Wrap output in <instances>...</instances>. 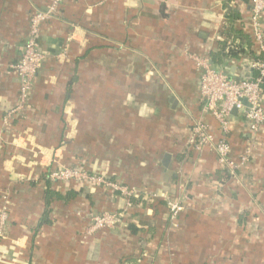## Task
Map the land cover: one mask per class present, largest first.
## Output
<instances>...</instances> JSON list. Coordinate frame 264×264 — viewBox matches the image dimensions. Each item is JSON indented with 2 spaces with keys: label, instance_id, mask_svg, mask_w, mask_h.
Segmentation results:
<instances>
[{
  "label": "crops",
  "instance_id": "0c3cea01",
  "mask_svg": "<svg viewBox=\"0 0 264 264\" xmlns=\"http://www.w3.org/2000/svg\"><path fill=\"white\" fill-rule=\"evenodd\" d=\"M50 4L0 0V264H264V126L252 138L236 112L222 132L203 109L194 61L232 79L255 74L249 0H63L40 27L27 107L5 122L18 97L12 65L31 16ZM225 41L242 47L235 58ZM196 120L233 159L250 151L234 179L209 149L186 150ZM58 166L144 198L127 206L109 189L49 182L71 195L54 199L43 224L46 172ZM159 195L181 202L175 220ZM119 212L112 228L89 231L91 216Z\"/></svg>",
  "mask_w": 264,
  "mask_h": 264
},
{
  "label": "built area",
  "instance_id": "2783aa9c",
  "mask_svg": "<svg viewBox=\"0 0 264 264\" xmlns=\"http://www.w3.org/2000/svg\"><path fill=\"white\" fill-rule=\"evenodd\" d=\"M62 1L50 0L51 4L47 9L34 12L30 18L28 38L21 58L17 63L12 65V69L15 71L18 79L17 103L7 113L5 122H8L15 113L21 112L27 107L32 89V81L44 58L43 53L40 52L38 47L40 27L52 18L56 7ZM249 5L251 39L258 46L257 58L251 59L250 62V67L255 71V76L253 78L250 77V79L236 81L228 79L227 75L212 68L207 58H194V61L200 71V100L204 111L213 116L224 133L228 130L231 111L236 110V112L242 113L246 131L252 138H256L260 129L264 126L263 92L260 86L264 77V34L260 28V18L264 12V0H249ZM186 148L188 151H201L203 148L212 151L216 157L219 170L227 172L231 179L235 178L236 171L249 160L251 154L248 149H245L237 160H234L231 156L229 143L223 138L217 140L210 132L208 125L202 120L193 122ZM46 178L51 183L75 180L84 182L92 188L101 187L109 189L125 197L128 201L127 206H129V202L133 199L140 200L144 198V196L138 194L136 189L130 188L118 180L112 181L104 176H98L66 166H58L49 170ZM148 197L152 200L155 199V196ZM159 197L165 200L171 220H175L183 209L181 202L172 201L164 195H159ZM2 198L6 199V196ZM120 214L121 212L91 216L89 231L93 232L104 228H112L118 222ZM7 218V208L2 207L0 210V230H3Z\"/></svg>",
  "mask_w": 264,
  "mask_h": 264
},
{
  "label": "trees",
  "instance_id": "16d2710c",
  "mask_svg": "<svg viewBox=\"0 0 264 264\" xmlns=\"http://www.w3.org/2000/svg\"><path fill=\"white\" fill-rule=\"evenodd\" d=\"M247 39H248L247 42H249L247 46H250L251 43H252V39H251V41H250L249 38H247ZM220 46H221V50L223 52V55H224L226 50L228 51L227 53H225L224 57H230V58H235L236 55H238L241 52L240 49L242 48V47H239V46H234V48H230L231 47L230 42H226V41L222 42L220 44ZM255 58H257V56H255V55L251 56V59H255ZM254 76H255V74L252 76V78ZM260 86H261V89H262V92H263V96H264V77L262 78ZM216 139L219 140L221 138H216ZM223 139H225V138H223ZM234 160H237V158L234 159ZM49 170L46 172L47 174H48ZM222 172L224 173V177H226L227 180L231 179L227 172H225V171H222ZM45 181H46V183L48 185L46 190H45V213H44L43 218L40 221L43 224H48L49 223L48 214L50 212V209H48L49 205L54 202V199L66 201L70 197L69 195H71V192L68 191L67 193H65V195L58 196V194H60V192L58 190L52 188L51 186H49V180L47 178L45 179ZM58 183H60V182H57L55 185H57ZM7 214H8V209H7Z\"/></svg>",
  "mask_w": 264,
  "mask_h": 264
},
{
  "label": "water",
  "instance_id": "95a60500",
  "mask_svg": "<svg viewBox=\"0 0 264 264\" xmlns=\"http://www.w3.org/2000/svg\"><path fill=\"white\" fill-rule=\"evenodd\" d=\"M228 79H232V77L229 75L228 76ZM240 79H250V76L249 75H246L244 78H235L234 80L238 81ZM232 116L236 114V110H232L231 113H230Z\"/></svg>",
  "mask_w": 264,
  "mask_h": 264
}]
</instances>
